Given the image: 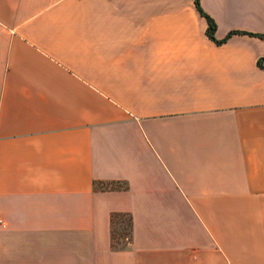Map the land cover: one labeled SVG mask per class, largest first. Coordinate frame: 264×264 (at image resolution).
<instances>
[{
    "label": "crops",
    "instance_id": "crops-1",
    "mask_svg": "<svg viewBox=\"0 0 264 264\" xmlns=\"http://www.w3.org/2000/svg\"><path fill=\"white\" fill-rule=\"evenodd\" d=\"M200 4L0 0V264H264V0Z\"/></svg>",
    "mask_w": 264,
    "mask_h": 264
},
{
    "label": "trees",
    "instance_id": "trees-1",
    "mask_svg": "<svg viewBox=\"0 0 264 264\" xmlns=\"http://www.w3.org/2000/svg\"><path fill=\"white\" fill-rule=\"evenodd\" d=\"M194 3H195V6L196 8L203 14L206 16L207 18V27H206V33L208 34L209 37L215 39L216 41H219L218 39L215 38L214 36V32L216 30V22L212 19V17H210V15H208L201 7V4H200V0H194ZM232 32H235V31H229L227 36H229ZM262 37H264V34H260ZM226 36V37H227ZM264 59V57H263ZM121 214H125V215H128L129 216V230H131V217L128 213L126 212H112L111 213V217H110V220H111V234H112V245L116 248H123V246H116L114 243H113V224L115 222V219L118 217V216H121ZM116 217V218H115Z\"/></svg>",
    "mask_w": 264,
    "mask_h": 264
},
{
    "label": "rangeland",
    "instance_id": "rangeland-1",
    "mask_svg": "<svg viewBox=\"0 0 264 264\" xmlns=\"http://www.w3.org/2000/svg\"><path fill=\"white\" fill-rule=\"evenodd\" d=\"M113 225V243L116 246H126L130 239L129 216L121 214L115 219Z\"/></svg>",
    "mask_w": 264,
    "mask_h": 264
}]
</instances>
